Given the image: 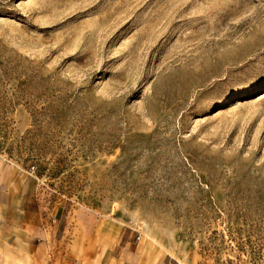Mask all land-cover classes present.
<instances>
[{
    "label": "rangeland",
    "instance_id": "1",
    "mask_svg": "<svg viewBox=\"0 0 264 264\" xmlns=\"http://www.w3.org/2000/svg\"><path fill=\"white\" fill-rule=\"evenodd\" d=\"M0 157L164 264H264V0H0Z\"/></svg>",
    "mask_w": 264,
    "mask_h": 264
},
{
    "label": "crops",
    "instance_id": "2",
    "mask_svg": "<svg viewBox=\"0 0 264 264\" xmlns=\"http://www.w3.org/2000/svg\"><path fill=\"white\" fill-rule=\"evenodd\" d=\"M28 169L0 157V264H164L158 244L133 242L113 218L43 202Z\"/></svg>",
    "mask_w": 264,
    "mask_h": 264
},
{
    "label": "built area",
    "instance_id": "3",
    "mask_svg": "<svg viewBox=\"0 0 264 264\" xmlns=\"http://www.w3.org/2000/svg\"><path fill=\"white\" fill-rule=\"evenodd\" d=\"M33 171H34V168L31 167L30 170H29V172H30V173H33Z\"/></svg>",
    "mask_w": 264,
    "mask_h": 264
}]
</instances>
